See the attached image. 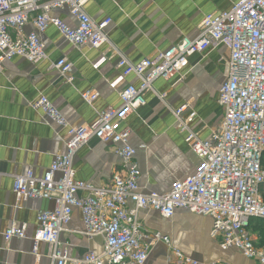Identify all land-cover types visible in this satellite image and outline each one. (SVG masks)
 <instances>
[{
  "label": "crops",
  "instance_id": "1",
  "mask_svg": "<svg viewBox=\"0 0 264 264\" xmlns=\"http://www.w3.org/2000/svg\"><path fill=\"white\" fill-rule=\"evenodd\" d=\"M239 0H89L84 11L96 23L111 19L107 29L109 43L98 50L77 48L67 42L53 27L42 34L48 59L32 64L23 58H13L0 65V230L11 225L25 226L28 237L38 227V214L55 208L53 199L17 201L13 193L14 177L28 169L42 177L54 157L65 153L63 139L68 128L46 118L34 105L41 96L53 105L70 126L95 124L101 112L121 106L119 93L127 86L139 88L135 75L126 77L115 89L110 83L118 78L120 58L132 64L153 60L178 44L183 38L194 39L207 14L231 10ZM68 25L75 20L68 11L52 13ZM31 23L23 34L33 32ZM61 58L72 65L71 82L51 68ZM106 61L98 70L93 64ZM229 54L222 47L194 54L188 64L171 78L157 79L152 91L145 94L146 104L118 125L129 129L128 144L135 150L133 163L141 176L139 189L144 193L167 194L175 181L196 173L201 160L185 142L187 130L206 141L220 129L224 112L218 104L220 86L229 77ZM91 91L97 99L89 104L80 94ZM185 107L178 120L175 112ZM73 179L96 188L106 187L117 176L126 174V167L115 153L113 145L92 139L74 156ZM79 192L78 197H85ZM143 229L157 232L169 239L170 245H153L145 264H175L171 248L198 264H258L244 258L237 250H222L211 238L212 219L207 216L176 210L171 219L155 211L138 214ZM248 228L255 245L264 243V226ZM80 211L74 210L70 222L60 234V245L67 264L84 259L88 254L99 255L103 239L87 238ZM264 245V244H263ZM32 242L13 239L5 242L0 236V264H51L52 247L39 244L36 253ZM260 247V246H259Z\"/></svg>",
  "mask_w": 264,
  "mask_h": 264
},
{
  "label": "built area",
  "instance_id": "2",
  "mask_svg": "<svg viewBox=\"0 0 264 264\" xmlns=\"http://www.w3.org/2000/svg\"><path fill=\"white\" fill-rule=\"evenodd\" d=\"M89 0H0V65L13 58H23L32 64L48 59L42 34L48 27L55 28L71 45L98 50L109 43L107 29L111 19L94 22L84 11ZM115 1V0H111ZM67 10L75 20L68 25L52 15ZM29 23L34 31L23 34ZM222 46L229 54V77L220 86L218 104L224 116L220 129L206 141L198 139L187 129L180 115L175 116L187 130L185 142L201 160L196 173L175 181L169 193H144L139 189L141 176L133 163L135 150L128 140L129 129L118 125L146 104L145 94L152 91L157 79L167 80L179 74L194 54ZM106 61L93 64L98 70ZM52 69L68 83L73 65L61 58ZM117 68L121 74L110 83L115 89L126 77L135 75L139 88L127 86L120 93L121 106L101 112L95 124L73 127L41 96L35 108L60 127L68 128L63 139L65 153L56 155L42 177L31 169L15 176L13 193L17 201L53 199L51 212L38 214V227L28 237L25 226H9L0 236L5 242L30 238L34 253L39 244L52 247L51 264H67L68 258L60 245V234L70 222L74 210L81 213L87 238L103 239L99 255L88 254L74 264H145L153 245H170L167 237L147 232L139 221L140 211H155L166 220L176 210H183L212 219L211 238L222 250L235 249L244 258L264 264V245L257 247L248 230L251 220H264V0H239L231 10L204 16L194 39L183 38L153 60L132 64L120 58ZM81 98L91 104L97 94L87 91ZM92 139L113 145L116 155L126 167L124 176L115 177L106 187L96 188L73 179L72 162L75 154ZM85 192V197H78ZM175 264H198L171 248ZM227 264V263H223Z\"/></svg>",
  "mask_w": 264,
  "mask_h": 264
},
{
  "label": "trees",
  "instance_id": "3",
  "mask_svg": "<svg viewBox=\"0 0 264 264\" xmlns=\"http://www.w3.org/2000/svg\"><path fill=\"white\" fill-rule=\"evenodd\" d=\"M261 163H262V167L264 168V154H263ZM261 192H262V189H261ZM261 195H263V198H264V194H261ZM263 201H264V199H263ZM256 226L260 227V230H262L261 227L264 226V220H256V219L255 220H251L250 223H249V228H252V229H254L256 231V229L254 228ZM263 244L264 243L258 245V247L259 246L261 247Z\"/></svg>",
  "mask_w": 264,
  "mask_h": 264
},
{
  "label": "rangeland",
  "instance_id": "4",
  "mask_svg": "<svg viewBox=\"0 0 264 264\" xmlns=\"http://www.w3.org/2000/svg\"><path fill=\"white\" fill-rule=\"evenodd\" d=\"M262 192H263V193H262ZM262 192H261V194H264V188H262ZM261 196H262V199H264V198H263V195H261Z\"/></svg>",
  "mask_w": 264,
  "mask_h": 264
}]
</instances>
